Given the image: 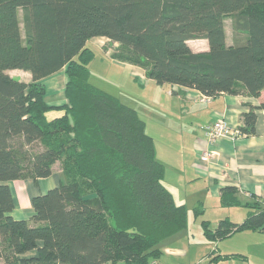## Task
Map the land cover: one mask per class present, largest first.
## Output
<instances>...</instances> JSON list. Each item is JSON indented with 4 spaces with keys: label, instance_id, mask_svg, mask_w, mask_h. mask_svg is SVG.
I'll return each instance as SVG.
<instances>
[{
    "label": "trees",
    "instance_id": "trees-1",
    "mask_svg": "<svg viewBox=\"0 0 264 264\" xmlns=\"http://www.w3.org/2000/svg\"><path fill=\"white\" fill-rule=\"evenodd\" d=\"M93 37L116 42L111 57L143 68L155 84L212 97L264 90V0H0L3 264H148L164 239L187 227V208L164 184L143 116L89 80ZM195 39H205L207 49L194 51L188 41ZM63 67L67 102L49 105L41 80ZM248 107L238 128L250 135L264 102ZM49 110L62 113L49 118ZM34 142L40 149L30 152ZM56 162L59 183L32 197L31 217L10 215L7 182L48 177ZM220 203L247 213L241 222L225 216L213 229L200 219L207 239L264 230V195L242 202L236 187L224 186ZM192 210L197 218L204 207Z\"/></svg>",
    "mask_w": 264,
    "mask_h": 264
},
{
    "label": "crops",
    "instance_id": "crops-1",
    "mask_svg": "<svg viewBox=\"0 0 264 264\" xmlns=\"http://www.w3.org/2000/svg\"><path fill=\"white\" fill-rule=\"evenodd\" d=\"M112 46L115 48L117 43L112 42ZM131 65L134 68L131 71L132 75L140 80L141 84H155L153 80L146 77L145 73H139L141 70L139 66ZM63 68L41 80L44 83V80L51 79V84L44 83L47 95L45 101L49 105L56 106L67 102L66 97L62 95V90L59 91L61 86L64 88L66 82V75L65 78L60 75V73L65 74ZM22 72L27 74V79L24 80L29 81L30 74L26 71ZM162 87H166L168 104L163 117L170 138L166 145L160 148V152L166 150L167 154L157 159L164 164L163 181L172 192L176 203L185 204L188 210L198 204L203 205L206 199H212L223 207L220 203V190L224 186L236 187L242 202L263 196L264 109L257 111L254 133L236 139L222 137L210 146L206 143L204 131L200 126L222 118L233 126H239L240 114L249 109V103L258 105L264 102V90L258 97L220 93L209 102H199L194 99L200 93L197 90L171 87L168 84H163ZM172 88L177 91V94L171 93ZM172 145L176 146L174 153L170 152ZM206 149L212 150L213 155L207 161H201L199 156ZM155 151L157 157L158 152L156 149ZM59 178V171L53 167V172L48 177L39 178L36 181L32 178L8 181L14 199V208L10 215L16 219H29L33 214L32 197L58 185ZM188 222L190 221L187 219L185 229L164 239L158 245L160 255L148 264H225L219 263L220 261L232 264H256L252 260L254 257L264 261V251H260L264 250V243L263 246H256L255 243L257 239L263 240L264 230L238 231L226 237L231 238L229 242L222 239L213 241L204 236L201 225L199 230L203 238L200 236L196 238L189 229ZM216 225L211 228H215ZM212 241L214 246L210 244ZM257 247L260 250L256 249ZM33 254L35 252L30 251L25 255ZM226 254H236V256L223 257ZM0 264H3L1 259Z\"/></svg>",
    "mask_w": 264,
    "mask_h": 264
},
{
    "label": "rangeland",
    "instance_id": "rangeland-1",
    "mask_svg": "<svg viewBox=\"0 0 264 264\" xmlns=\"http://www.w3.org/2000/svg\"><path fill=\"white\" fill-rule=\"evenodd\" d=\"M224 23L227 34V42L230 43L232 40L231 19L227 17L224 20ZM188 44L196 51L207 49V42L204 39L190 40L188 41ZM88 46H91L94 53L92 60L88 63V68L90 70V82L96 87L117 96L121 101L133 106L138 112H140L143 116L142 118L146 121L147 133H149L154 139L155 149L159 154H157V158L160 159V156L162 157L163 155H166V150H162L160 152V148L165 146L170 138L169 130L165 127L163 117L166 105L168 104L167 95L165 93L166 87L161 88L162 85L160 84H141V81L137 80L134 75H132L131 71L134 70V68L131 64L118 63L111 57L115 48L112 46V41L110 39L106 37L91 38L88 42ZM64 68L62 70H64ZM139 68L141 69L139 70V73H145L143 68ZM22 71L23 70L21 69H10L8 70V73L18 79H27V74ZM135 74L138 75V73ZM60 75L65 78L64 73H60ZM50 81L51 79L44 80V83L46 84L48 82L51 84ZM57 88L59 87L57 86ZM61 90L62 95H64V88L62 86L59 88L60 92ZM44 97L46 98L47 95L45 94ZM61 113L62 111L59 112L58 110H49L46 112V115L51 118L52 116ZM222 137L233 138L231 136H219L209 142L206 139V143L210 146ZM38 149H40L38 142H34L29 147L30 152H35ZM175 149L176 146L172 145L170 152L174 153ZM205 151L208 156L210 155L209 158L213 155L212 150L206 149ZM167 167L170 168L169 166ZM54 169L60 173L61 170L59 162L55 163ZM191 204L192 203L190 202V206ZM202 206L204 207L203 215L197 216V218L193 216L194 213L192 209L187 210L188 221H190L188 222V226L196 238H198V236L203 238L201 231L199 230L200 219L205 218L208 220L211 227L216 225L217 221L221 220L225 216H228L234 222H241L247 212V208L245 206H232L229 208L221 207L219 202L216 203L212 199H206ZM230 240L231 238L222 239V241L225 242H229ZM255 243L256 246H263L264 238L263 240L257 239ZM210 244L214 246L213 241ZM256 249L260 250L258 247ZM252 260L256 264H264L263 260L255 257ZM238 261L239 263H242L241 260ZM219 263L232 264L230 262L226 263L225 261H220Z\"/></svg>",
    "mask_w": 264,
    "mask_h": 264
},
{
    "label": "built area",
    "instance_id": "built-area-1",
    "mask_svg": "<svg viewBox=\"0 0 264 264\" xmlns=\"http://www.w3.org/2000/svg\"><path fill=\"white\" fill-rule=\"evenodd\" d=\"M213 97L211 95L205 94V93H198L194 99L199 102H209ZM201 129L204 131L205 139L209 141L215 139L216 137L221 136H231L233 138H238L245 136L247 134L242 133L238 126L231 125L226 119H217L210 123H206L200 126ZM210 156V155H209ZM209 156L206 151H203L199 159L201 161H207L209 159Z\"/></svg>",
    "mask_w": 264,
    "mask_h": 264
}]
</instances>
